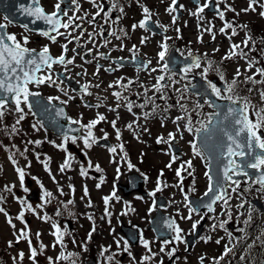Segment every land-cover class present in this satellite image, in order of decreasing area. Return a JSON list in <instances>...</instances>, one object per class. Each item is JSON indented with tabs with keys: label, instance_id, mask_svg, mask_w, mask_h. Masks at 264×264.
Listing matches in <instances>:
<instances>
[{
	"label": "flooded vegetation",
	"instance_id": "1",
	"mask_svg": "<svg viewBox=\"0 0 264 264\" xmlns=\"http://www.w3.org/2000/svg\"><path fill=\"white\" fill-rule=\"evenodd\" d=\"M246 1L248 2V0ZM56 2L57 0H41V3L49 13L54 11V4ZM96 2L103 5L105 12L110 13L111 20L116 21V23H105V12H101V14L96 17L95 23H89L88 21L91 20L92 15L97 11V8L94 7L89 0H63V3H61V9L63 12L67 13V16H63L62 18L63 22H66L69 17H86V19H76L74 25L69 29H60V32L71 33V36H58L55 43L51 40H46L54 45L51 49L49 48L53 57H58L63 51L62 45L67 44L68 51L65 54L66 59L74 57V63L67 66L55 65L53 69L47 70L53 73V79L56 80L55 84L44 83L39 86H36L35 84L29 85L31 91H37L36 89L41 85L48 86L50 84L49 86L51 87L52 92L48 93L44 90L45 93L42 94L44 98L48 102L49 98H53L50 101L51 103L63 104L67 108L68 118L71 121L76 120L79 122L77 124L82 125L81 134L77 137L67 136V142H65L64 138L50 133V141L52 145H57L58 141L63 140L66 144L67 151V145L73 143V138H75V143L81 145L80 150L74 147L76 149L74 152L69 151L71 154L76 155V157H72L71 160H68L69 165L85 164V162H87L88 158H85L84 137L87 136L88 129L83 126L88 125L93 120L90 117L91 113H89V108L97 109L98 111H110V101L117 100L116 97L113 96L114 92H120V99L126 102H133L134 100V102L138 101V105H141L149 97L150 93L153 92L154 79L157 81V77L165 75V79L170 80V83L179 81L180 86L182 87L179 99L188 110L195 109V111L198 112L202 107H204V109L211 107L207 101L199 102V97L191 94L190 87L192 86V76L195 75L190 74V71L185 73L184 69L181 70L182 75L169 73L167 68L164 69L168 50L165 54L164 61L159 60L158 53L162 50L160 47L161 44L167 43L168 49L171 44H176L169 43V39H174L175 42L178 40L176 49L179 54H189L185 49L186 47L180 44L182 35L190 30L188 24L184 23L189 14L185 8L184 0H178L177 11L173 13L175 14V18L177 13H180L182 16L180 19H176L175 23H173L172 19V24L165 22L160 23L158 21L160 17L154 11V7L148 6V3L145 2V0H139L138 9L134 8L132 0H119L120 6L124 9L123 13L115 10L112 7L110 0H96ZM261 4H264V0ZM179 5H183V8H179ZM142 6H146L151 11L152 16L150 20L157 26L162 25L163 27H158L166 30L165 35L160 38L156 46L152 45L153 43L151 39L158 36L157 34H154L147 27L140 28L137 26L135 29L133 28V25H139L140 21L144 19ZM228 6L235 9V12L229 11ZM243 9L245 8L238 5V0H216L213 7V10L215 11L213 14L215 20L219 22L227 20V22L231 23L233 27L236 28L237 34L234 35L235 37L242 35L246 39L249 36L252 38L249 41V46L247 48L240 46L246 53H248V59L255 58L258 63L255 64L251 71L243 72V70H241L242 75L239 77V81H243L245 76L255 75V72H253L255 68L264 67V17L260 15V12L264 9L259 7L258 11H250V18H246V14L249 11L244 12L242 11ZM135 10L138 12V15H136ZM194 11H196V6L195 10L191 12ZM219 12L224 13V20L219 18ZM237 13H239V15H237ZM177 21H179L181 27H175L173 25H177ZM240 25H245L246 28L242 29L239 27ZM212 29L216 36L221 34V27L218 24L212 23ZM228 31L232 34V29L229 28L226 32ZM25 33H23V35H27L29 40V43L26 46L29 49H35L36 51L42 50L37 45L38 41L35 39L36 34H31V32L29 33L27 31H25ZM89 33L93 34V38L89 37ZM177 34H179L180 39L178 37L176 38L175 35ZM15 36L17 37V34ZM117 36L120 38L117 39ZM22 38L17 37V39L21 41ZM69 40H71L70 43ZM253 47L255 50H251ZM237 51H239V49H237ZM192 54H195V52ZM226 55H228V53L224 52L222 57L217 58L219 66L216 69L219 70V73H223L225 80L230 83L235 73H225L224 69H234L236 66L240 69H246L247 66L245 65L247 64L244 59H241L238 56H233L231 59H224ZM98 68V74H95L97 73ZM109 69H111V71H109ZM153 69H156V71H153ZM161 69H163V71H161ZM47 71L41 73L40 76L46 75ZM214 75L213 78H217L218 80L216 86L224 88L225 83L220 80L217 71ZM57 76L59 77L58 79ZM213 78H210L209 80ZM255 78L261 79L258 75H255ZM71 79L79 82L83 86L84 92L82 94L68 92L70 91V88H68L65 80ZM164 81L160 83H164ZM239 81L238 85H250V83L246 84ZM118 82L121 83L118 84ZM97 85H99V87H97ZM109 85H113V87H109ZM161 93V96H163L166 101L170 95L169 88H162ZM157 96L159 97V94ZM181 97L183 98L181 99ZM198 104L200 105L199 107H197ZM24 106L25 105H22V107ZM103 116L106 118L105 115ZM96 128H101L100 122L91 129L93 134L96 133ZM40 129L43 130V127ZM4 140L6 141L7 147L12 146L11 151L7 147L5 149L6 152L3 150L4 156H7L8 159L9 155H12L14 158L17 156L20 157V149L13 145L16 144L15 136L13 137V144L12 136L10 134H6ZM90 140L91 138L89 139V143ZM180 151L181 153L183 152V157L180 159L181 161L186 162L193 160L187 157L186 152L183 151V149ZM142 160L144 159H137L139 164H142ZM94 161L96 160L94 159ZM192 164L196 163L192 161ZM109 169L110 168H108V170L105 169L97 175L99 178L98 181L101 182V192L104 194L107 192L113 193L114 191L116 193H121L122 191L119 187L120 183L117 184V191L114 186H111L109 190H105V188H108V182L114 179L111 175L112 172H110ZM150 176V174L143 175L144 182L142 190L133 193L132 196L141 195L142 198L153 197L150 195L151 192L147 191L145 187ZM239 181L240 186L237 191L233 192L232 188L235 186H232L228 192L231 199L229 200L227 208L231 211V220H228L227 217L223 215L225 206L221 201L217 203L212 214H209L207 211L193 212L192 219H190L191 224H187L188 222L186 223L185 220L181 219L180 213L171 214L166 210V208L171 206L173 198L170 193H165L163 195L165 203L164 212L170 215L176 225L180 228L184 223H186L184 226L188 225L189 228L188 230H185L184 226L181 228L183 242L174 240L175 233L173 231L172 238L166 239L172 241V243L165 245V240L161 241L163 245L176 249V251L167 259H164V257H168L169 255L165 252L160 254L156 253L153 258L154 262H156L154 264H161V262L162 264H175L178 258L183 260L185 264H201V257L206 258L204 264H213V258L220 257L225 250V246L231 248L232 251L223 261L220 262V264H264V234L262 235V231L260 232L259 229V225L262 223L264 224V215H261L257 207L253 205L254 199L264 201V187H262L257 180H250L249 177L242 178V180ZM209 184V178L200 179L197 176H193L191 182H188L182 189L184 201L183 208L189 211L184 199L185 196H187L188 201H190L191 197H201L208 191ZM55 188H58L57 184H55ZM37 192L40 195L42 191L38 190ZM116 201H118V199H116L115 196V198L111 199L110 204H113ZM149 203H151V201H149ZM241 203H244L243 208L238 207ZM103 207L106 208L107 205H103ZM144 207L145 211L143 215H140V219L146 222L149 218V207L147 204H144ZM152 208L154 209L155 205H152ZM107 212L110 215L103 214V222L105 224L109 222L110 226L106 227L107 233L104 234L101 239L96 237L95 234H91L90 229L85 226L86 224L82 225L81 223H75V221L72 230L68 227H63L62 224L54 228H59L61 233H63V240H65L66 247L68 248L67 253L72 254V260L81 261L83 264H90L88 262L91 260V264L134 263L133 258L136 256H132L128 252L120 253V247L116 246L115 233L121 234L122 226L125 224H123V222H121L120 225H116L115 223L111 224V220L115 218V213L109 210ZM133 213H135V211H133ZM249 215H251V222L248 226H245L244 222L249 219ZM197 221H199V223L195 230H193L192 225ZM220 221H227L223 228L219 227ZM202 223L203 231L199 236H196L195 233ZM129 225L136 227L139 230L141 229V224L139 223L135 224V226L133 223H128L127 226ZM214 225H216L215 228L213 227ZM100 227L103 228L102 226ZM238 229H243V231H239ZM53 233L55 232H52V235ZM229 233H231L233 237L231 240L229 238ZM89 234H91L90 239ZM53 237L56 236L53 235ZM205 237H211V240L205 242V240L202 239ZM104 238L109 239L111 247L107 248L106 240ZM217 240H220L219 244L216 243ZM142 241H144L143 237L138 239L137 243ZM157 241L159 240L157 239ZM136 245L137 244L132 245V247L135 248ZM93 246H95V248H93ZM202 246L204 247V251L201 250ZM140 251H145L143 245ZM148 255L150 256L151 253L148 252ZM109 256L113 257L111 261L108 260ZM140 257L141 255L137 256V258ZM63 261L64 259L60 261L57 260L53 264H62ZM148 262H150V260Z\"/></svg>",
	"mask_w": 264,
	"mask_h": 264
},
{
	"label": "rangeland",
	"instance_id": "2",
	"mask_svg": "<svg viewBox=\"0 0 264 264\" xmlns=\"http://www.w3.org/2000/svg\"><path fill=\"white\" fill-rule=\"evenodd\" d=\"M185 1V8L189 14L187 15V18L184 23H187L190 30L186 31L184 35H182V39L186 40V45L189 44L193 45L197 50H199L202 55L205 56L206 59L210 60H201V66L196 69V71L204 72L206 68H208V61L213 62L214 67V58L213 57H222V54L224 52H227L229 54V50L231 48L232 44H238L244 47L243 42L245 41V37L242 35H238L237 37L231 35V33L228 31L226 33H221L218 36L215 34V39H213V32L212 31H205L206 28L210 27V23L215 21L220 27H224L222 23H219L217 20H215V17L211 15L210 13H207L206 10H204L203 13H201L200 17L202 19H198L196 16H193L190 14L191 11L195 10V7L191 3L190 0H184ZM145 2L148 3V6L154 7V11L159 15L160 19L158 20L160 23H168L172 24V19L175 17V14H169L166 11V8L170 5L171 0H145ZM202 4L207 2V0H201ZM263 0H260V3H262ZM132 3L134 5L135 9H138V3L137 0H132ZM238 5L242 8H248V2L246 0H238ZM259 10V6H256V11ZM136 15H138V12L135 10ZM251 13L250 11L246 14V18H250ZM0 23H7L4 21V19L0 18ZM175 27H181L180 23L177 22L176 24H173ZM211 28V27H210ZM176 30V29H175ZM195 31V32H194ZM9 33H17V37H25L27 35H23V32L20 28L16 27H9L8 29ZM26 34V33H25ZM231 35V39H229V36ZM176 37H179V34L175 35ZM149 37V36H147ZM38 41H40V38L36 37ZM30 39V38H29ZM34 39V38H31ZM160 40V36L153 37L151 39L152 45L156 46L157 42ZM45 41H41L39 44V47L44 44ZM247 66V65H245ZM238 66L234 67V69H224L225 73H235ZM243 72H245V69H241ZM255 72V70H253ZM210 78V76H207ZM262 79V78H261ZM260 80V79H257ZM249 88H252L253 91L249 92L248 89L245 91L247 93L248 97H252V94L255 95L256 99H260L259 97V90L264 89V84H250L248 86ZM242 89L240 88V91L237 90L236 95H243ZM151 96V95H150ZM157 102L154 101L153 103H148L149 106H152V109L154 105ZM166 108V107H165ZM93 111V110H92ZM92 113V112H91ZM95 114H99L100 112L94 111ZM156 113V112H154ZM25 118L17 124L18 126H21V130L26 134L29 133L33 129V125H35L34 119H32L30 113L28 110L24 112ZM170 115H174V120H169L168 130L166 128H162L160 125H162L160 122L155 120L154 123L150 122H144L143 119L138 120L134 117L133 114H130L128 111H122L120 114H117V117L111 114L110 119H114L118 121V125H116V128L119 129L123 126H126L125 130H120V143H124L129 145L132 148L133 155L137 157L139 154L144 153L145 157L147 158V161L144 162V165H136L133 164L132 168H129L127 165H124L123 162L120 160L118 153H112L109 151V149L105 147H98L95 145V143L98 141L100 136H102L105 132V128H97V133L94 134L95 136V142H91V146L93 145V148L87 149L89 152L92 153V157L95 158L97 161H103L107 162L109 160L115 159L118 156V159L111 165L109 168V171L112 172V176L115 180H112L108 182V188H105V190H109L111 186H117L118 183L124 184L127 182V174L130 172H149V169L151 170L150 177L146 183V189L148 191L156 193V189L158 186L159 181V187L160 189L168 190V193L174 194L173 203L170 207L166 208L169 213L175 212L180 213L183 217H187L189 215L187 209H183V201L180 197V190L182 185L180 184V179L176 175V170L180 168V164L175 160V162H172V157L174 156L173 152L170 149V143H157V139L159 137H164V139L167 141V132L173 133L179 141L183 144V146L186 147V155L188 158L193 159V162H195V166L193 170L191 171H182L181 176H184L185 173H194L196 172L201 177L204 174L208 173V166L205 164L204 160L200 158L199 156L194 154V151L190 150L192 148V141H193V134L191 133H179L183 132V126L182 123L178 124L176 121V117L181 116V113L178 110V107L173 109L170 107ZM131 123L132 129H128L127 125ZM177 125H180L179 129ZM161 127V128H159ZM110 130V136L112 137V140L116 142L118 139L116 138V129L113 127L107 128ZM1 130V128H0ZM150 132H152L150 134ZM168 133V135H169ZM85 135V134H84ZM27 136V135H26ZM42 137V135H40ZM22 142H24V139H20ZM17 142L19 143V140L17 139ZM171 142V141H170ZM94 143V144H93ZM25 144V143H23ZM191 144V145H190ZM6 145L4 143V140L0 141V146ZM57 146H62L61 144H58ZM78 146V145H77ZM81 146V145H80ZM79 147V146H78ZM50 148V147H49ZM65 150L64 147H58V149L55 152L50 153L48 157V163L52 162L54 165L53 167V177L58 180L60 185H66L69 181H75L77 186L75 191H72L71 199L72 204L74 207V210L78 214L77 217H72L71 213L66 211L64 214V217H68L72 220L77 221V223H81L82 225H85L87 228L90 229L91 234H95L96 237H99L100 239L104 236V234L107 233L106 227L110 226V223L107 222L105 224L103 222V214L106 213V211H112L115 213V218L111 220V224L115 223L116 225H120L121 222L128 224L133 223V225L139 223L141 224V227L143 230L146 231V236L144 241L149 242V247L151 248L153 253L160 254L162 253L160 249L163 247L166 254H168L172 248L162 245L161 243H157L155 241V235L154 233L149 229V222L150 218L155 215V210L151 208V203L149 201H152L154 205H156V200L158 198V194L156 193L155 196L144 199L141 196L138 195H129L124 196L122 193H116L115 196L118 201H116L113 204H110L111 199L115 198V196H112V193H102L100 189V183L97 179H94L92 176V173H95L96 171V165H89L85 164L83 166V169L86 172V175L81 176V168L82 166H76L75 170L72 172L67 173V176L60 174L58 170V163L61 162V157H65ZM62 155V156H61ZM199 157V158H198ZM86 163V162H85ZM169 163L172 164L171 168L166 167ZM185 163V162H184ZM32 165V164H31ZM36 166V167H35ZM31 167L30 169H26L25 167H22L25 172V179L23 185H21L18 174L14 170L16 166H14L8 159V157L3 156V153L0 152V194H2L5 197V200L2 204H0V207L5 208L6 212L8 213V216L6 217L4 213H0V242L2 246H7L10 248L8 258L6 257V264H20L19 254L21 252L24 253L23 258V264H46V261L48 260V257H52L53 260L57 261L58 255H60V248L58 246L53 247L55 244V239L52 235L53 227L49 226L47 222L43 221L42 217H44L45 211L42 208V203L45 201V193L42 191L44 188L40 186V181L42 180L44 182V177H47V174L45 172L44 164H38ZM57 166V167H56ZM101 171L105 170L106 166L99 165ZM89 171H91L90 176L88 175ZM161 171L165 172V176H161ZM186 174V175H187ZM185 175V178L187 176ZM207 176V175H206ZM28 181H32L33 185L30 187L28 185ZM47 183L53 181L51 178L45 179ZM68 182V183H69ZM6 186H14L12 187V191L8 192L5 189ZM55 188V187H54ZM52 188V189H54ZM85 188H87V191H91L94 197V201L91 202V207H88L89 200L87 197L84 196ZM24 189H27L25 191ZM33 190H41V203H34L29 202L26 199V196L31 193ZM104 197H111L109 200L107 207L104 208ZM24 201V204H21L20 201ZM144 204H147L149 207L148 213L149 218L146 222L142 221L140 219V215H143L145 211ZM28 205H31V209L28 208ZM58 205H52L53 208H57ZM51 208V210H53ZM21 211L24 213L23 221L20 219H17V217L20 215ZM128 211V212H127ZM135 211V213H133ZM88 216H92L93 219L89 220ZM12 220V224L15 225V228H13L9 223L8 219ZM187 224H191V221L189 219H185ZM57 221H60V219L57 218ZM184 223V224H186ZM181 225V228L184 226ZM95 229L93 231V229ZM102 226L103 228H101ZM185 230H188L189 226L185 225ZM260 232L264 229V224L259 225ZM23 230L25 233H27L26 237L20 238L19 242H17V237L20 236V232ZM39 233V235H37ZM115 241L120 242V249L121 252H128L134 257V263L133 264H140L142 256L145 254L148 255L147 249L145 251L141 252L140 249L143 245V241L139 242L138 245L134 248L132 247L127 239L125 238L124 234L121 233H115ZM106 240L107 248L111 247V243L108 238H104ZM29 240L31 241V247L36 248L39 250H44V255H36L35 261H33L31 257V250L29 245ZM125 241L127 242V248H125ZM9 242H11V246H9ZM43 245L44 247L41 248L40 246ZM117 246V243H116ZM95 248V246H93ZM201 250L204 251V247H201ZM138 255H141L140 258H137ZM168 257H164V259H167ZM153 258L150 259V262H146V264H154ZM63 264V263H62ZM175 264H185L183 260L180 258L177 259ZM197 264V263H196Z\"/></svg>",
	"mask_w": 264,
	"mask_h": 264
},
{
	"label": "snow or ice",
	"instance_id": "3",
	"mask_svg": "<svg viewBox=\"0 0 264 264\" xmlns=\"http://www.w3.org/2000/svg\"><path fill=\"white\" fill-rule=\"evenodd\" d=\"M90 3L94 5V7L97 8V11L95 14L92 15L91 20H89V23H95L96 17L101 14V12H105L104 7L102 4H99L96 2V0H89ZM112 7L115 10H118L119 12L123 13L124 9L120 6L119 0H110ZM194 4H196V11L190 12L191 15L196 16L198 19H202L200 17V13H203L205 8L209 7L210 0H207V2L201 4L200 0H193ZM61 3H63V0H57V2L54 4V11L51 13H47L45 9L40 6V0H33V4L35 7L33 8H26L22 9L26 12L27 15L32 16L35 20L43 21L44 23L48 24L50 26V30L48 32L43 33V35L47 36L48 39H50L53 43L56 42L57 37L61 35L71 36V33H62L60 32V29H69L74 25V21L76 19H86V17H69L66 22L62 21L63 16H67L66 12H63L61 9ZM137 3H139V0H137ZM177 5L178 0H171L170 5L166 8V11L169 14H172L173 12L177 11ZM256 6H259L261 9H264V4L260 3V0H248V8L243 9L242 11L248 12V11H256ZM179 8H183V5H179ZM229 11L235 12V9L231 8V6H228ZM142 12L144 14V19H142L139 23V25H133V28L135 29L137 26L140 28H146L148 25L150 18L152 16L151 11L146 7L142 6ZM239 15V13H237ZM260 15L264 17V10L260 12ZM105 23H116V21L111 20V14L105 12ZM219 18L221 20H224V13L219 12ZM5 20H8L7 17H5ZM176 22V18L173 17V23ZM159 27H163L162 25H158ZM239 27L246 28L245 25H240ZM7 28V24H0V121L3 120V117L5 115V112L9 111L8 108V98L11 97L12 102L15 105L14 111L17 113V119L16 124H19L24 118H25V110L22 105H26L29 111L32 109V104L29 100V97L31 96H38L39 93L32 92L29 88V85L35 84L36 86H39L40 84L44 83H52L55 84L56 80L53 79V73L47 70L53 69L55 65H70L74 63V57L66 59V53L68 51V45L64 44L62 45V53L58 57H53L50 54V49L47 46H44L43 49L39 52H36L35 49H29L26 45L29 43V40L27 36L22 38L21 40H18L17 37L14 34H9L6 31H3ZM232 29V35H236V28L233 27V25L229 22H225L224 27L220 29L221 33H225L227 29ZM103 31V29H102ZM179 31V30H177ZM205 31H211V28H206ZM53 33L55 35H53ZM89 37L93 38V34L89 33ZM117 39L120 37L117 36ZM78 39V38H77ZM213 39H215V35L213 34ZM229 39H231V36H229ZM251 36H249L245 41L243 42L244 47L247 48L249 46V41L251 40ZM71 40H69V43ZM143 42V41H142ZM161 51L158 53L159 60L164 61L165 54L168 50L167 43L161 44ZM239 49V51H237ZM251 50H255L254 47ZM192 54L189 53V56ZM207 54H205L206 56ZM233 56H238L241 59H244L247 64V68L245 71H251L252 68L255 66V64L258 63V61L255 58L248 59V53H246L240 45L238 44H232L231 48L229 50V54L224 57V59H231ZM107 58V57H105ZM194 63L191 65V67L199 68L201 66V61L199 57H193ZM150 63V61H149ZM168 67L167 63H164V69ZM209 69L216 70L219 74V78L221 81H224L225 86L223 89L216 86V84L212 83L211 81L208 82V87L211 90V93L214 94L218 99H224L230 102L232 105H241L240 107H229L227 109V114L224 117L225 120L230 121V130L228 128L221 129L223 135L217 140L216 144L214 145L215 149L219 152L220 158L225 161L222 167V181L223 182H230L231 185H234L235 187L232 188L233 192H236L237 189L240 186V181L233 179V177L236 176H248V172L245 171L246 168L250 169H256L257 171H261L264 169V135H261L262 132H264V106L258 107L255 104H251L249 99L246 97H236L233 95L234 89L238 87V81L239 77L242 75L241 69L237 68L235 75L231 82L225 80V77L223 73H219L218 69L213 68V62L208 61V68L204 70L202 75L206 76V73ZM42 70L47 71L46 75L37 76V73H40ZM99 68L97 69L98 74ZM111 71V69H109ZM153 71H156V69H153ZM163 71V69H161ZM185 73L189 71V68L184 69ZM255 75L260 76L262 79L257 80L255 78ZM255 75L253 76H245L243 81H239L246 84H264V67H257L255 68ZM59 77L57 76V79ZM165 80V75H160L157 77V84L154 85L155 90L157 92H160L162 88L171 87L170 84H161L160 82ZM179 81H176L178 83ZM121 82H118L120 84ZM87 87V86H86ZM99 87V85H97ZM109 87H113V85H109ZM177 91H181L180 89H177ZM249 92L253 91L252 88L248 89ZM113 96L116 97L117 102H119L121 98L120 92H114ZM259 97L262 105H264V89L259 90ZM183 97H181L182 99ZM53 98H49V102ZM58 99V98H56ZM148 103H153V98L148 97L145 101V104L139 105V107L143 108ZM179 103V102H178ZM200 105L198 104L197 107ZM154 106L153 111H155ZM215 107V105H213ZM180 108L187 112V108L185 105L181 104ZM127 109L129 112H132V104H127ZM110 111H116V109H109ZM195 111V109H193ZM216 116H219V112L215 113ZM148 114H145V119H147ZM106 118L103 115L98 116L97 120L91 121L88 125H85L83 127H87L88 133L87 136L84 137V144L85 147H91V144L89 143V139L91 138L93 142H95V138L93 137V133L91 129L100 121L105 120ZM179 120H185V127L188 132H192V119L191 116H178L176 117V121ZM213 122L212 117L208 118L207 124L200 122L199 128L196 129V138L197 141L201 138V133H209L210 128L208 125H211ZM73 124L79 123L76 120L72 121ZM112 127L116 129V122L112 121ZM35 128L36 126L33 125ZM179 129V125H177ZM128 129H132V124L129 123L127 125ZM11 132H15L16 129L13 126L10 130ZM120 130L116 129V138L120 139ZM104 139H107V134L103 137ZM175 139V135L173 133H169V140H165L164 137H159L157 139V143H170L171 140ZM65 142H67L68 137H64ZM72 142L75 143V138L72 139ZM29 143H37L39 144V141L32 142L29 141ZM205 146H207V138H205ZM62 147V146H57ZM121 151H123V145L120 146ZM192 148L194 151V154L197 156H202L201 151L197 150V144L193 143ZM256 149H259L261 154H256ZM67 151V149H64ZM110 151L112 153L116 152V148H111ZM251 157L250 160L245 162L246 157ZM203 158V157H202ZM238 158V159H237ZM37 159L39 160V156H37ZM72 157L69 155L67 159L65 160L64 164L60 166V171L63 172L66 167H70L68 164V160H71ZM177 159L176 156L172 157V162H175ZM9 160L12 162V164L15 166L17 164V161L12 155H9ZM30 167V164L28 165ZM44 167L46 170H48V164L44 163ZM89 167H91V164L89 163ZM96 171H101L99 165H96ZM129 168H132L133 165L129 163ZM166 167L171 168L172 164L169 163L166 165ZM192 168V162L186 161L184 164H181L180 168L176 170V175L180 179V183H183L184 177L181 176V172L185 171L187 169ZM14 170L18 174L19 181L21 185L24 183L25 179V172L23 168L15 167ZM81 176L86 175V172L83 168H81L80 172ZM191 174V173H190ZM160 175H163V171H161ZM209 180H212V177H208ZM53 179H55L53 177ZM258 183L261 184L262 187H264V171L261 172V176ZM12 187L14 186H6L4 190L11 192ZM71 187V186H70ZM27 191V189H24ZM161 190L159 187V181L156 191ZM61 195H63V190L60 189ZM87 188H85V195H87ZM155 191L150 193L151 196H155ZM210 202L203 204L202 206L207 208L209 212L213 211V205L217 202H223V205L225 206V211L223 215L227 217L228 220L232 219L231 211L227 208V205L229 203V200L231 197L228 194V191L226 188H224L222 185L219 189L216 188V186L212 183L209 184L208 191L205 193V196H210ZM45 196L51 197V192H45ZM112 196H115V192L112 193ZM111 197H104V203L105 205L108 204ZM185 202L186 206L189 208V215L187 217L181 216V219H192V213L196 211L195 208L191 206V202L188 201L187 196H185ZM5 200V197L0 194V204H2ZM21 204H24V201H20ZM68 203H72V201H69ZM67 207V205H65ZM88 207H91V201L88 203ZM239 208L244 207V203H241L238 205ZM28 208L31 209V205H28ZM0 213H4V215L7 217L8 213L6 212L5 208L0 207ZM57 215H60V212L57 211ZM105 215H110L107 211ZM24 213L21 211L20 215L17 217V219H20L23 221ZM44 220L50 219L47 216L42 217ZM89 220H92V216H88ZM227 221H220L219 227L223 228L224 224ZM251 222V215H249V219L246 220L245 226H248ZM8 223L15 228V225L12 224V220L9 218ZM199 221L194 222L192 225L193 230L197 227V224ZM53 227L56 228L57 226L53 224ZM214 228L216 225L213 226ZM168 228L172 229V231L175 233L174 240L183 242L182 237V229L176 225L175 221H171L168 224ZM95 229H93L94 231ZM239 231H243V229H238ZM27 233H25L23 230L20 232V236L17 237V242H19L20 238L26 237ZM39 235V233L37 234ZM53 235L56 236V243L60 244L61 247H63V233L59 232V228H57V231L53 233ZM91 234H89L90 239ZM230 240L233 239L232 234L229 233ZM205 240V242H208L211 240V237H205L202 238ZM117 246L119 247L120 242L116 241ZM169 243H172V241L165 240L164 244L167 245ZM217 244L220 243V240L216 241ZM30 250H31V259L35 261V257L37 255L36 248L31 247V241L29 240ZM9 246H11V242H9ZM56 245L54 244L53 247ZM143 246L151 255H144L141 258L140 264H146L147 261L154 258L156 253H153L151 248L149 247L148 241H143ZM41 248L44 246L41 245ZM125 248H127V242L125 241ZM161 252L164 251V248L162 247L160 249ZM176 249H172L168 255L171 257ZM232 251L231 248L225 246V250L222 253L220 257L213 258V264H220L221 261L227 257L230 252ZM130 254V253H129ZM72 255V254H70ZM131 255V254H130ZM20 259L23 260L24 253L21 252L19 254ZM58 259H68V257H65L63 253L60 254ZM113 259L112 256L108 257V260L111 261ZM135 259V258H133ZM205 257H201V264H204ZM243 259V257H242ZM51 261V258H49ZM72 264H75L73 261ZM162 264V262H161Z\"/></svg>",
	"mask_w": 264,
	"mask_h": 264
},
{
	"label": "water",
	"instance_id": "4",
	"mask_svg": "<svg viewBox=\"0 0 264 264\" xmlns=\"http://www.w3.org/2000/svg\"><path fill=\"white\" fill-rule=\"evenodd\" d=\"M31 7H35V5L33 4V0H0V12L6 14L13 22H21L27 26L42 31L45 25L43 21L30 18L28 19V21H26L29 15H27L26 12L22 9ZM8 100L9 102H11V97H9ZM29 100L37 117L44 122L47 128L54 130V122L52 121L53 116H51L50 112L51 106L39 96H31L29 97ZM211 102L213 105H215L214 108L217 110V112H219V116H216L213 124L209 125L210 132L207 134H202V137L200 139V145L210 161L211 174H217L216 180H221L220 175L222 173L223 164H218L214 162L215 159H213L214 154L212 152L217 151L214 145L216 144L217 140L223 135L221 129L228 128L230 130V121L224 119L227 114V109L229 107H240L241 105H232L229 101L216 100L212 97V95ZM62 118H64V115L62 116ZM56 133L64 134L65 131L59 130V132ZM214 134H217L216 141H214ZM205 138H207V146H205ZM213 142L215 143L211 146ZM256 152L258 153L257 149Z\"/></svg>",
	"mask_w": 264,
	"mask_h": 264
}]
</instances>
